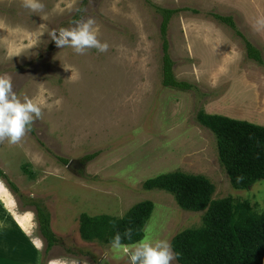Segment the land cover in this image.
I'll use <instances>...</instances> for the list:
<instances>
[{
    "label": "rangeland",
    "instance_id": "rangeland-1",
    "mask_svg": "<svg viewBox=\"0 0 264 264\" xmlns=\"http://www.w3.org/2000/svg\"><path fill=\"white\" fill-rule=\"evenodd\" d=\"M41 2L44 10L33 13L22 0H0V74L12 77L18 98L43 108L20 144L0 143L8 177L0 178V264H29L22 258L34 250L41 264H129L123 249L83 239L80 216L122 217L146 200L154 208L143 239L171 242L202 226L205 211L183 209L169 191L144 188L168 172L204 175L215 185L214 199L233 197L264 211V179L234 188L216 136L197 120L206 112L264 125V64L249 60L243 40L212 14L233 15L264 57V28L256 25L264 0ZM164 8L178 10L166 32L168 51L175 77L190 81V90L162 82ZM89 17L107 52L77 55L50 40L51 31ZM32 202L51 215L59 242L49 250Z\"/></svg>",
    "mask_w": 264,
    "mask_h": 264
},
{
    "label": "trees",
    "instance_id": "trees-1",
    "mask_svg": "<svg viewBox=\"0 0 264 264\" xmlns=\"http://www.w3.org/2000/svg\"><path fill=\"white\" fill-rule=\"evenodd\" d=\"M160 10L163 15L161 32L164 38L162 82L166 87L190 90L194 86L190 81L175 77V62L168 51L166 32L172 14L178 10ZM212 14L220 23L229 26L236 37L243 40L249 60L264 64L263 52L239 29L233 15ZM197 120L216 136L219 160L234 188L249 189L257 181L264 179V125L206 112L198 113ZM86 158H93V154ZM62 160L64 163L69 162L65 158ZM23 169L34 177L28 163ZM237 177L243 179L237 182ZM0 178L8 179L1 169ZM143 185L145 189L171 192L183 209L205 211L202 226L181 231L171 241L173 250L180 254L177 259L181 264H264V211H257L248 201L233 197L214 199L215 185L200 174L168 172L146 180ZM10 186L18 191L12 182ZM18 197L24 198L21 195ZM33 205L40 232L46 239L49 250L59 242L51 229V215L45 208L35 203ZM153 208V202L146 200L134 205L122 217L82 213L79 225L81 237L109 244L117 232L123 237L125 230L131 228V240L123 238L122 243L135 244L145 237L144 227Z\"/></svg>",
    "mask_w": 264,
    "mask_h": 264
},
{
    "label": "clouds",
    "instance_id": "clouds-1",
    "mask_svg": "<svg viewBox=\"0 0 264 264\" xmlns=\"http://www.w3.org/2000/svg\"><path fill=\"white\" fill-rule=\"evenodd\" d=\"M22 6L33 13L42 12L45 8L41 0H22ZM95 23L92 17L73 21L72 27L51 31L50 40L55 42L57 48H71L77 55H86L93 49L97 53H105L109 45L98 38ZM256 25L258 29L264 28V18L258 19ZM42 118V106L27 96L23 100L18 98L12 77L6 73L0 74V143L7 141L12 145L20 144L33 130L36 121ZM242 179L243 177H237V182ZM132 234L133 230L128 228L123 237L117 232L111 241L112 249L125 251L129 264H173L180 255L173 250L171 242L167 239L154 243L141 239L131 246L122 243L123 238L131 240Z\"/></svg>",
    "mask_w": 264,
    "mask_h": 264
},
{
    "label": "crops",
    "instance_id": "crops-1",
    "mask_svg": "<svg viewBox=\"0 0 264 264\" xmlns=\"http://www.w3.org/2000/svg\"><path fill=\"white\" fill-rule=\"evenodd\" d=\"M15 212H17L15 210V208H12V209H9V213L8 214H9V216H13L14 217L18 213L17 212L16 214H14ZM37 252L38 251H36V250H34L33 252H29L27 254V259L22 258V260L24 262H26V263H29V264H41V255H39V253H37ZM16 255H18V253H16ZM7 261L10 262L11 260L10 259H7ZM71 262H73V260H71ZM71 262H69L68 264H72ZM42 264H43V261H42ZM48 264H60V263H58V262L57 263H53L52 262V259L51 260L49 259Z\"/></svg>",
    "mask_w": 264,
    "mask_h": 264
}]
</instances>
